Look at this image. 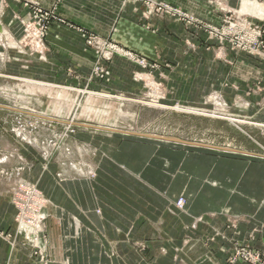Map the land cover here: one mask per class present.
Wrapping results in <instances>:
<instances>
[{
    "label": "crops",
    "instance_id": "crops-1",
    "mask_svg": "<svg viewBox=\"0 0 264 264\" xmlns=\"http://www.w3.org/2000/svg\"><path fill=\"white\" fill-rule=\"evenodd\" d=\"M155 1L214 24L218 14L210 9L216 1L230 7L236 6L239 0ZM25 3L44 10L53 9L60 19L49 26L43 60L34 54L29 57L32 69L62 76L60 84L71 85L72 73L90 75L97 54L84 45V39L87 34H94L157 65L155 70L140 73L143 70L138 65L115 57L108 66L113 71L109 82L120 81L112 86L114 90L136 93L133 88L140 86L138 81L143 79L154 89L158 88L154 97L161 104L200 107L209 101L212 91L225 102L242 103V109L245 107L254 113L247 98L238 93L242 82L261 74L255 62L245 56L235 60L227 49L210 48L213 42L198 46L203 37L194 27L185 28L182 22L169 16L150 14L140 3L122 0H61L59 3L57 0H4L1 21L16 38L22 35V26L16 18L28 13ZM80 87L113 90L101 80L83 79ZM105 141L107 144L97 142L93 158L88 159L95 168L93 181L73 175L57 179L49 164L45 171L41 166L33 171V183L48 201L43 223L44 264H224L223 258H208L207 254V258L177 255L173 258L171 249L179 245V236L186 225L207 212L218 214L210 221V226L215 228L224 224L219 215L221 211L264 224V161L226 155L215 160L216 155L209 151L203 153L205 156L194 152L183 157L175 147L160 149L152 142ZM82 150L88 158L89 151ZM170 150L177 153L175 161L170 157ZM163 164L167 168L175 165L177 170L164 194L146 182L161 181L160 187L166 186L161 176L167 171ZM180 194L187 198L184 213H169L170 201ZM14 214V208L0 196L1 231L14 235ZM197 227L210 228L202 224ZM239 228V238L243 239L247 228L244 224ZM18 238L15 242L0 238V264H43ZM137 240H145L150 246L142 253L136 248ZM255 242L261 246L264 233ZM193 245L199 247V244Z\"/></svg>",
    "mask_w": 264,
    "mask_h": 264
},
{
    "label": "rangeland",
    "instance_id": "rangeland-1",
    "mask_svg": "<svg viewBox=\"0 0 264 264\" xmlns=\"http://www.w3.org/2000/svg\"><path fill=\"white\" fill-rule=\"evenodd\" d=\"M60 1L57 0V3ZM152 1L156 3L155 0ZM242 2L250 5L248 8L241 7ZM140 4L152 15L169 16L182 22L185 28L194 27L200 31L203 38L198 46L213 42L215 44L210 48L227 49L235 60L241 56L251 58L261 74L242 82V89L238 94L247 98L254 113H249L245 107L242 109V103L237 105L225 102L212 91L209 92V101L200 107L182 103L161 104L154 97L158 88L154 89L143 79L138 81L140 86L133 88L136 93L114 90L112 86L118 85L120 81L109 82L113 71L108 66L115 57L138 65L143 70L140 73L155 70L157 65L108 38L94 34H87L84 39V45L97 54L90 75L72 73L75 78L71 79V85L60 84L62 76L55 77L42 69H32V59L29 58L34 54L43 60L48 29L55 21L45 23L46 30L40 42L38 26L34 24L30 9L24 6L28 13L23 18H16L22 26V35L16 38L2 24L4 0H0V196L15 210L12 217L14 235L0 230V238L15 242L18 236V240L30 248L41 263L46 258L43 250V223L46 220L44 209L48 201L33 183V171L37 166L45 171L49 164L54 176L60 180L73 175L93 181L96 173L89 160L94 156L93 147L98 145L97 142L107 144L108 141L105 140H112L115 144L129 139L152 142L165 150L166 147H175L174 150L182 153L183 157L194 152L198 156H205L203 153L209 151L216 155L215 160H221L226 155L249 156L264 161V0H239L236 6L230 7L224 6L222 1H216L210 9V12L218 14V21L214 24L201 21L176 7L186 16L183 20ZM190 19L201 23L196 25ZM209 25L216 27L214 31L206 29ZM92 38H98L102 45L115 47L121 52L111 54L110 50L105 49L104 57H110L105 59L100 48L87 43ZM241 48L250 50L244 52ZM217 54L221 56L219 52ZM101 61L105 64H101ZM83 79L101 80L113 90H87L80 87ZM24 80L46 83L52 88L29 84ZM58 87L69 91H61ZM152 88L154 92L151 91ZM96 94L109 95L111 98L96 97ZM168 143L171 145H165ZM83 148L89 151L88 158L82 154ZM171 151L173 150L169 152L170 157L175 161L177 153ZM214 164H211V168ZM173 166L169 165L167 168L163 164V169L167 171L161 176L166 180V186L160 187L161 181L157 184L147 180V184L152 185L155 190H163V194L167 192L168 185L174 181L177 173L175 165ZM144 178L142 177L143 180ZM42 198L46 202L44 205L41 203L40 207L39 199ZM186 204V196L180 194L174 201H170L167 210L171 214L184 213ZM33 209L38 213L32 214ZM219 213L225 220L221 228L210 226V221L218 216L214 212H207L195 218L189 226L186 225L180 232L179 245L171 249L173 258L176 255L181 258L209 256L208 258H223L224 264H264V242L261 246L255 244L258 236L264 233V224L252 222L245 216H233L224 211ZM40 215L44 217L38 224ZM21 222L36 231L33 244L28 243L24 237ZM74 222L77 227L75 220ZM199 224L210 228L198 229ZM241 224L247 228L243 239L239 238ZM135 244L142 253L150 246L145 240H137ZM193 244H199V247Z\"/></svg>",
    "mask_w": 264,
    "mask_h": 264
},
{
    "label": "built area",
    "instance_id": "built-area-1",
    "mask_svg": "<svg viewBox=\"0 0 264 264\" xmlns=\"http://www.w3.org/2000/svg\"><path fill=\"white\" fill-rule=\"evenodd\" d=\"M124 2H133V3H143L146 6L152 7V9L156 10V11H160V12H165L167 15H171L174 16L176 18H178L179 20H183V18H185L186 16L184 14H181L175 7L170 6L169 4L163 3V2H156L154 3L152 0H123ZM25 7H28L31 11V15L33 16L32 18L34 19V24L36 26H38V30H39V40L40 42H42V36L46 30L45 27V23L48 21H60V19H58L52 10H44L41 9L39 7L36 6H31L27 3L24 4ZM190 21H192V23L196 24V25H200L201 22L196 21L193 19H190ZM216 27L214 25H209L208 27L206 26V29H208L209 31L212 30L214 31ZM38 40V41H39ZM89 45H92L96 48H100V51L102 53V57H104V50H110L111 54H116V53H120L121 51H119L118 49H116L115 47H111V46H105L102 45L100 39L98 38H92L90 40H88L87 42ZM242 51L244 52H248L250 50V48H248L247 50L244 48H241ZM105 59H109L104 57ZM143 64L145 65L143 62H139V64ZM182 205V204H180ZM31 211V210H30ZM32 214H37L38 211L36 209H33L31 211ZM41 219L38 220V224L40 223Z\"/></svg>",
    "mask_w": 264,
    "mask_h": 264
},
{
    "label": "bare ground",
    "instance_id": "bare-ground-1",
    "mask_svg": "<svg viewBox=\"0 0 264 264\" xmlns=\"http://www.w3.org/2000/svg\"><path fill=\"white\" fill-rule=\"evenodd\" d=\"M250 4L249 3H245V2H242L241 3V7H246V8H248V6H249ZM25 82H27V83H29V84H33V85H37V86H44V87H50V88H52V86L51 85H48V84H46V83H41V82H34V81H27V80H24ZM53 88H55V89H57V87H53ZM58 89L59 90H61V91H69V89H66V88H61V87H58ZM71 91V90H70ZM88 93V92H87ZM90 95H92L91 93H90ZM99 96H103V97H106V98H111V96H109V95H100V94H96V97H99ZM101 98V97H100ZM197 111V110H196ZM17 195H20V194H18L17 193ZM45 199H39V206L41 207V203L44 205L45 204ZM48 203V202H47ZM44 216L43 215H40L39 216V218H38V220L39 219H42ZM22 224H24V223H22L21 222V226L23 227L22 228V230L24 231L23 233H24V237L26 238V240L28 241V243H30V244H33L34 242H33V239H34V236L36 235V231H34V228L32 227H30V226H25V225H22ZM23 237V236H22ZM36 244H38V242H36Z\"/></svg>",
    "mask_w": 264,
    "mask_h": 264
}]
</instances>
